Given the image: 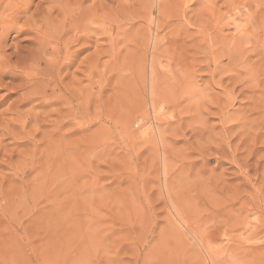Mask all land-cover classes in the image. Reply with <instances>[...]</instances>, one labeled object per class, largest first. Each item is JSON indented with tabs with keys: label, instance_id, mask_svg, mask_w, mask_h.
<instances>
[{
	"label": "rangeland",
	"instance_id": "1",
	"mask_svg": "<svg viewBox=\"0 0 264 264\" xmlns=\"http://www.w3.org/2000/svg\"><path fill=\"white\" fill-rule=\"evenodd\" d=\"M31 6L48 41L0 45L37 55L1 80L0 264H264V0Z\"/></svg>",
	"mask_w": 264,
	"mask_h": 264
},
{
	"label": "bare ground",
	"instance_id": "2",
	"mask_svg": "<svg viewBox=\"0 0 264 264\" xmlns=\"http://www.w3.org/2000/svg\"><path fill=\"white\" fill-rule=\"evenodd\" d=\"M158 1L159 0H157V2ZM31 2L32 0H0V45L5 43L7 37L11 34V32H15L19 36L25 34L30 36L27 40L32 45V47L36 44V49L40 46L41 47L44 46L45 42L48 41L50 37V34H48L49 33L48 30L46 32L43 31V29L41 28L42 32L44 33L42 34L41 29L36 27L35 25L37 19L36 17L38 15V14L36 15V13L39 8L37 9L35 8L33 10L34 12L31 11V7H32ZM42 20L45 23L44 27H46V29H50L51 26L47 25L48 20L41 17V19L39 20L40 23H42ZM45 32L47 34H45ZM32 34L33 36L31 37ZM21 49L22 48L20 47L15 48V51L10 55V56L14 55V58L16 57V61L14 62V64L11 65V58L4 57V52L2 51V48L0 46V86L2 83L1 80L6 77L11 78V81H13L18 77L24 78L26 81H28L25 78V76H27L29 77V81L26 82L25 85L29 84L30 81L32 80L30 79V76L32 74H30L28 71L33 70L34 68L33 64L36 63L37 55L36 53H34V51L33 53L30 52V50L32 49H26V50H21ZM153 113L156 114V116L157 114H159L157 110L153 111ZM142 117L143 115L140 118L138 117L139 121L140 120L142 121V119H144Z\"/></svg>",
	"mask_w": 264,
	"mask_h": 264
}]
</instances>
